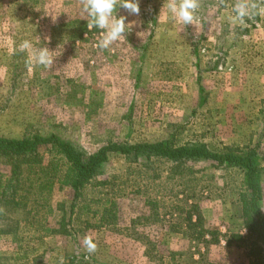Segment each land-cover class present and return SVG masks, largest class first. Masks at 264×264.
Listing matches in <instances>:
<instances>
[{"label":"rangeland","instance_id":"rangeland-1","mask_svg":"<svg viewBox=\"0 0 264 264\" xmlns=\"http://www.w3.org/2000/svg\"><path fill=\"white\" fill-rule=\"evenodd\" d=\"M52 134L88 153L165 140L252 151L264 167V0H0V136ZM45 156L29 184L64 170ZM243 180L211 162L112 155L76 203L57 180L49 209L34 207L33 228L17 230L18 248L0 238L11 257L0 264H65L75 252L83 264H251L253 244L264 264L263 239L227 245L247 235ZM262 182L264 192V172ZM196 208L218 244L193 242Z\"/></svg>","mask_w":264,"mask_h":264},{"label":"trees","instance_id":"trees-1","mask_svg":"<svg viewBox=\"0 0 264 264\" xmlns=\"http://www.w3.org/2000/svg\"><path fill=\"white\" fill-rule=\"evenodd\" d=\"M46 153L61 157L65 162L64 170L58 179L50 177L29 184L28 180L30 181L32 176L45 174L43 166L47 160ZM115 154L124 157L130 165L147 166L152 160H166L175 164L211 162L221 167L242 170L248 194L244 196L241 217L247 228V235H231L227 245L231 247L235 243L237 247L242 248V245H237V242L242 244L243 242L249 243L250 240H264V213L261 210L264 199L262 182L264 167L259 165L252 151L240 154L219 153L211 151L203 144L176 146L170 140H165L137 144L113 142L94 153H88L74 142L62 139L57 134L47 137L35 135L22 139L0 136V162L1 165L9 168L8 171H0V235L6 236L14 233L20 229L23 223L24 226L33 228L34 224L31 220H34L38 213L32 217V210L34 207L35 210L39 207L40 209H49L53 195L52 188L57 180L61 187H68L72 190L73 202L76 203L89 182L102 174L104 166ZM73 206L75 205L73 204ZM36 212H39V209ZM195 212L196 221L190 216L186 227L196 228L193 230L200 234V238L202 235L203 239L193 242L204 246L218 244L220 233L207 229L197 208ZM56 233L71 236L68 232H59L53 229L49 234L52 236ZM254 251L256 249L253 244L251 252ZM251 252L248 253L247 258L253 264L255 261L252 259ZM85 257L86 255L75 252L69 255L68 262L65 264H83ZM38 258L40 256H36L31 264H37Z\"/></svg>","mask_w":264,"mask_h":264},{"label":"crops","instance_id":"crops-1","mask_svg":"<svg viewBox=\"0 0 264 264\" xmlns=\"http://www.w3.org/2000/svg\"><path fill=\"white\" fill-rule=\"evenodd\" d=\"M23 227H24V225L21 224L20 229ZM18 234L19 233H17V231H14V233H12L10 235H6V236L0 235V238H11L12 241L11 242L9 241L10 245H12L11 247L15 246V248H18V244H17L18 242L15 241V239H17L19 237ZM6 240L8 241V239H6ZM36 256L37 255H35L34 257L32 255L31 256L28 255V256H25L24 258H20L19 260L22 262V264H31V263H33V260H34V258H36ZM10 258H9V255H7V254L0 255V263H1V261H8V260H10Z\"/></svg>","mask_w":264,"mask_h":264}]
</instances>
